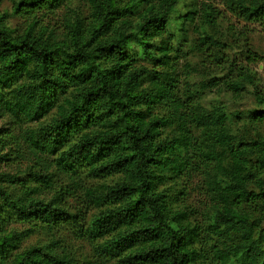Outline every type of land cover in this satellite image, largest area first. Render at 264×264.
<instances>
[{
	"label": "trees",
	"instance_id": "trees-1",
	"mask_svg": "<svg viewBox=\"0 0 264 264\" xmlns=\"http://www.w3.org/2000/svg\"><path fill=\"white\" fill-rule=\"evenodd\" d=\"M82 1L83 16L74 0H14L26 19L65 9L57 29L35 20L17 33L0 19V120L11 125L0 128V161L13 152L30 164L0 173V264H73L55 242L21 248L32 230L12 225L34 222L70 228L97 262L264 264V136L244 140L231 123L239 115L201 104L215 80L176 88L185 26L199 48L217 47L216 11L197 0ZM222 2L264 27V0ZM256 80L241 67L222 81L233 95L252 88L256 108L244 118L253 126L264 124ZM52 168L80 190H53ZM193 174L209 200L199 220L181 209L178 188ZM77 191L72 211L64 202Z\"/></svg>",
	"mask_w": 264,
	"mask_h": 264
},
{
	"label": "rangeland",
	"instance_id": "rangeland-1",
	"mask_svg": "<svg viewBox=\"0 0 264 264\" xmlns=\"http://www.w3.org/2000/svg\"><path fill=\"white\" fill-rule=\"evenodd\" d=\"M13 4L14 0H0V19L2 17L7 26L14 29L17 33L35 20H38L37 28L42 26V24H48L49 29L52 27H55L54 29L60 28L66 12L65 9H61L56 11L55 14H47L45 16L39 14L35 17L36 19H26L23 16L13 14ZM186 4H188V1L178 3V14H182L185 11L184 7ZM203 4L212 6L216 11L217 26L214 32L217 47L209 46L211 47L209 48L207 44L203 48H199L194 26L190 24L185 26L188 41L183 43L184 46L182 47L180 58L175 62L174 73L176 74L177 91L182 94L185 93V89L190 85L195 87L199 86L200 82L206 83L207 81L215 80L220 86L205 90L201 104L208 107L213 103H221L228 115L231 117L239 115L241 119L236 120L233 117L231 123L235 133L244 138V140L249 141L258 136H264V124L253 126L247 123L246 116L244 118V115L256 108L254 97L251 94L252 88L248 87L245 92L233 95L232 92L225 91L222 86V81L229 74L230 68L240 69L241 67H247L255 74L256 82L264 90V27L256 22H245L229 13L224 7L222 0H197L199 7H202ZM73 8L81 16L87 10L82 0H74ZM247 51L254 53L256 61L249 63L246 58V55H248ZM218 52L220 54L217 57H209V54ZM230 65L233 66L231 67ZM3 121L0 120V128H11V125H6ZM7 151L8 149L3 151V153ZM8 157L12 160L0 161V173H19L23 175V171H27L30 164L26 160H15L13 152ZM51 171L54 173L53 190L62 189L66 193L67 191L68 193L75 191L77 187L80 190L79 184L73 182L76 179L71 180L69 177L57 174L58 172L53 168ZM86 181L88 182L89 180L85 179L83 183L86 184ZM108 181L111 182V180ZM181 186L184 187L183 194L182 196L180 195L181 205H183L181 209L193 211L197 220H199L198 217H201L209 208V200L201 188L200 178L193 174L190 180H184L178 188ZM80 194L81 192L77 191L73 196L66 197L64 205L72 211L80 209L78 202ZM51 196L52 192L48 191L43 195L47 199ZM94 212V210H91L83 215L88 221ZM12 228L19 232L28 229L32 230L30 237L22 243V249L39 243L55 242L61 252L70 255L74 260L73 264H120L117 261L97 262L89 244L74 236L73 231L68 227L51 230L42 227L40 223L34 222L28 224L15 223ZM206 242L208 241L206 240Z\"/></svg>",
	"mask_w": 264,
	"mask_h": 264
}]
</instances>
